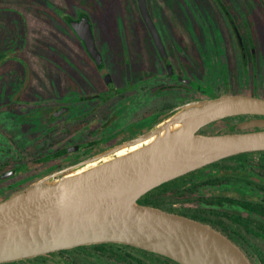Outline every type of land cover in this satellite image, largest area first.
Listing matches in <instances>:
<instances>
[{"label":"flooded vegetation","instance_id":"1","mask_svg":"<svg viewBox=\"0 0 264 264\" xmlns=\"http://www.w3.org/2000/svg\"><path fill=\"white\" fill-rule=\"evenodd\" d=\"M146 1L162 48L138 0H0V201L64 175L181 104L222 94L264 98V0ZM258 118L228 116L199 133L255 130L238 125ZM147 193L150 205L212 226L264 264V150L223 157ZM60 251L180 264L120 242L39 256Z\"/></svg>","mask_w":264,"mask_h":264},{"label":"water","instance_id":"2","mask_svg":"<svg viewBox=\"0 0 264 264\" xmlns=\"http://www.w3.org/2000/svg\"><path fill=\"white\" fill-rule=\"evenodd\" d=\"M159 48L146 0H138ZM86 39L93 52L89 22ZM264 115V98L222 94L181 104L146 131L126 138L0 201V264L86 244L120 242L180 264H253L219 230L189 216L144 204L140 197L223 157L264 150V118L255 130L201 134L216 120ZM94 163V164H93Z\"/></svg>","mask_w":264,"mask_h":264},{"label":"rangeland","instance_id":"3","mask_svg":"<svg viewBox=\"0 0 264 264\" xmlns=\"http://www.w3.org/2000/svg\"><path fill=\"white\" fill-rule=\"evenodd\" d=\"M77 252V251H76ZM73 257H76L79 260H82L81 263L83 264V261L87 264H120L116 261L108 260L107 258H104L101 261H97L96 258L91 257L87 251H80L79 253H73L72 251H68L64 253V256L62 255H56V256H50L47 258L44 257L40 260H26L25 262H20L17 264H68L70 260ZM80 262V261H79Z\"/></svg>","mask_w":264,"mask_h":264},{"label":"trees","instance_id":"4","mask_svg":"<svg viewBox=\"0 0 264 264\" xmlns=\"http://www.w3.org/2000/svg\"><path fill=\"white\" fill-rule=\"evenodd\" d=\"M151 195H150V193H147L146 195H143L140 199H139V201L140 202H142V203H144V204H151ZM60 253L61 254H63V251H60V252H55V253H52V254H54V255H57V254H59L60 255ZM44 258V256H39V257H36V260H40V259H43ZM26 260H30V259H24V260H21V261H15V262H10V263H4V264H17V263H20V262H25Z\"/></svg>","mask_w":264,"mask_h":264},{"label":"bare ground","instance_id":"5","mask_svg":"<svg viewBox=\"0 0 264 264\" xmlns=\"http://www.w3.org/2000/svg\"><path fill=\"white\" fill-rule=\"evenodd\" d=\"M94 164V163H93Z\"/></svg>","mask_w":264,"mask_h":264}]
</instances>
